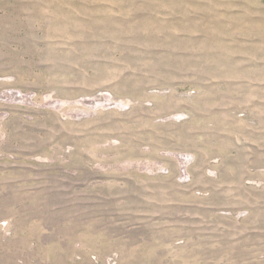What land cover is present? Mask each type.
Masks as SVG:
<instances>
[{
  "label": "rangeland",
  "instance_id": "374dc122",
  "mask_svg": "<svg viewBox=\"0 0 264 264\" xmlns=\"http://www.w3.org/2000/svg\"><path fill=\"white\" fill-rule=\"evenodd\" d=\"M0 264H264V0H0Z\"/></svg>",
  "mask_w": 264,
  "mask_h": 264
}]
</instances>
